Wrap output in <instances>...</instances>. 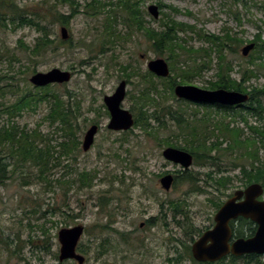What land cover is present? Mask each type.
Instances as JSON below:
<instances>
[{
  "label": "rangeland",
  "instance_id": "1",
  "mask_svg": "<svg viewBox=\"0 0 264 264\" xmlns=\"http://www.w3.org/2000/svg\"><path fill=\"white\" fill-rule=\"evenodd\" d=\"M44 1L20 0V4L34 6ZM47 1L56 3V0ZM74 1L78 3V7H74L76 15L68 26L56 24L52 27V34L57 42L41 58L36 59L35 69L34 63L30 65L27 57L25 58L24 44L20 40L33 46L40 34L30 28L12 31L0 25V128L14 124L26 128L28 132L37 130L45 136V142L41 140L40 147L48 144L49 138L53 139V145L68 140L58 130L57 124H51L47 118L51 111L47 101L41 102L35 110L26 108L21 111L22 115L13 118L4 112L6 107L14 104L25 93L39 94L41 90L30 83V77L36 72H48L54 68L73 73L70 82L52 85L50 90L61 94L64 99L67 98V92H70L80 101L82 115L78 122L82 128L78 134L81 143L93 124L99 126L94 144L88 151H84L81 144L78 151L70 156L54 154V158H59L61 166L48 174L47 180L51 181L50 184L41 179L38 167L27 163L24 167L17 168L0 185V264H25L26 260L15 253L16 245L10 241L19 236L25 241L32 237L43 246L45 235L38 226L43 227L45 224L49 232L51 252L35 249V256L30 257L25 247L22 257L29 258L30 264H78L71 260L61 262L58 258L61 247L59 232L77 224L85 228L79 243L80 249H83L80 254L86 258L84 264H165V257L173 255L174 252L169 251L176 246L172 240L176 225L173 223V207L176 208L175 205L179 204L178 217H185L186 220V216H191L196 230L208 224L215 207L205 193L195 191L196 186H205L203 182H196L195 186L191 182L181 183L179 180L171 191H165L160 184L162 174L181 169L163 157V151L170 147L166 142L187 145L182 138L175 137L174 130H178V127L173 121L163 118L167 120L170 129L160 130L152 137L135 126L128 131L109 130L111 116L104 98L113 95L119 84L128 80L124 67L131 64L143 75L148 72V63L151 60L163 58L169 63L167 55L157 54L139 32L127 42L116 45L106 43L105 26L110 16L118 15L117 31L126 36L128 30L122 21L124 11L117 5H111L93 16L94 12L86 6L91 0ZM101 1L114 4L119 2ZM133 1L140 2L139 7L144 10L146 19L153 28L160 29L161 19L165 18L166 13L171 14L177 22L195 26V31L181 34L187 45L193 48L211 46L209 42L198 37L201 31L218 36H224L229 31L232 36L245 40L243 44L234 45L236 52H228L227 59L234 68L231 74L233 79L241 81L242 71L248 67L255 71L257 77L245 83L247 94L254 100L246 103V107L227 110L229 117H225V112L217 106L204 108L199 104H186L173 96L168 87L170 81L166 80L170 77L153 78L159 90V93L154 91L153 94L158 103L167 108L166 111L171 109L176 113L182 110L190 121L209 116L211 130L221 121H231L232 127L243 130V139L249 138L259 146V137L250 127L262 126L264 121H260L247 107L256 109L259 101L264 106V52L257 51L255 47L248 56H243L242 49L251 44L258 34L264 39V0ZM160 3L177 7L181 12L173 14L168 8H160V16L155 19L148 12V7ZM57 5L64 14L73 12L69 3ZM63 27L68 30L69 37L66 40L62 38ZM61 41L65 44L62 45ZM257 55H262L263 59L255 60ZM212 57L211 69L205 70L200 76L192 77L183 85L210 90L207 88L210 83L218 80V54L213 53ZM210 60L212 59L202 56L198 62ZM249 61H253V65H249ZM28 65L30 67L26 68ZM173 75L171 72V76ZM11 77L14 79H10ZM130 82H127L126 97L121 106L135 117L138 106L134 97L141 94L145 83L141 77H135ZM148 109L150 115L159 111L154 105ZM237 113L246 116L248 122L236 116ZM150 123L154 128L159 127L154 119ZM216 134L220 133L216 131ZM220 141L222 138L218 140L213 136L209 143ZM224 142L220 151L209 154L211 162L205 166L194 164L188 173L196 177L195 172L199 173L202 179L207 174L213 175L214 179L219 176L231 178L230 184L226 180L225 184L228 186L224 192L233 194L246 187V179L240 170L243 167H252L251 158L242 157L241 151H227L230 139ZM58 150L60 149L57 152ZM259 158L264 162V147H261ZM10 161L19 165L17 161ZM83 172L91 175L90 185L83 184ZM226 197L228 198L223 194L215 198L225 200ZM151 217H155V221L149 226L141 227V223ZM35 227L37 228L31 229Z\"/></svg>",
  "mask_w": 264,
  "mask_h": 264
},
{
  "label": "trees",
  "instance_id": "2",
  "mask_svg": "<svg viewBox=\"0 0 264 264\" xmlns=\"http://www.w3.org/2000/svg\"><path fill=\"white\" fill-rule=\"evenodd\" d=\"M69 3L74 9L78 7V3L74 0H56V3L45 0L42 3H38L34 6H24L20 4V0H0V25L6 30L16 31L17 29L30 28L34 29L40 34L36 39L33 46H28L22 40L21 44H24L25 58L31 63H34L38 58H41L48 49L52 47L57 41L53 37L52 27L56 24L61 26H68L70 20L76 15L75 9H72V13L64 14L58 9L57 4ZM117 5L118 8L124 11L125 15L122 17L123 24L126 26L128 32L124 37L123 34L117 31L116 25L118 24V15L109 17L105 26V35L107 42L111 45L117 43L127 42L128 39L134 37L136 32L143 35L148 43H150L152 49L160 56L167 55L169 66L173 76L170 79H166L168 87L171 90V94H174V87L177 84H185L190 81L192 77L200 76L205 70L211 69L213 57L212 54H218V80L210 83L207 87L210 90L227 89L232 91H239L242 93H248L245 87L246 81H250L251 78L257 77L255 71L249 67L242 71L241 81L233 79L231 74L234 71L232 62L227 59V53H235L236 49L234 45H240L245 43L242 38L234 37L229 31H226L224 36H218L206 32L198 33V37L211 44L209 48H193L188 46L187 41L181 36L182 33L188 31H195V26L189 25L183 22H177L171 14L165 15L164 19H161L160 29L153 28L151 22L146 19L144 10L140 9V2L133 0H119L117 4L111 2H102L101 0H91L86 5L94 13L93 16L102 11L108 6ZM160 8L170 9L171 13L178 14L181 12L177 7L166 4H159ZM236 15V14H235ZM237 17V16H236ZM251 43H255L257 51L264 52V39L262 35L258 34ZM61 44L65 42L61 41ZM205 56L210 60L209 62L199 63L198 59ZM253 56V55H252ZM255 60H262V55H257ZM19 61L22 59L19 58ZM253 61H249V65H253ZM28 65L26 68L30 67ZM124 71L127 72L126 79L128 83L135 77L143 78L145 86L139 96L134 97L138 112L135 115V127L141 128L147 135L155 136L156 132L160 130H169L170 126L165 121V117L170 119L178 127V130H174L175 137L182 138L186 142V146H179L166 142L167 146H175L176 148L189 151L196 156V162L198 164L205 165L210 161L209 154L214 151H220V146L223 145L226 139H230V145L227 151L232 153L241 151L242 157L251 158V168L243 167L242 175L246 179V184L253 182L260 183L264 186V162L259 158V152L261 147H264V124L262 126H251L250 128L259 137V146L257 143L249 138L243 139V130L237 127H232V122L221 121L218 124H214L213 130L210 129L211 119L206 116L202 120H188L184 111L180 110L176 113L171 109L166 111V107L162 106L156 98L153 92H158V87L153 78L156 76L150 71L143 75L134 69L131 64L124 67ZM36 70H34V73ZM159 78V77H158ZM10 79H14L11 77ZM163 79V78H159ZM178 79H181L178 81ZM131 83V82H130ZM51 86L45 88H37L40 91L35 95L32 92L25 93L20 96L14 104L6 107L4 112L10 115L11 118L22 115L21 111L24 109L35 110L37 106L42 102L50 103V114L47 116L51 124L56 125L59 131L63 132L64 138L67 141H60L57 145H53L52 138L47 139L48 144L44 147H40V141H44V135L39 131L28 132L26 128H20L14 124L10 126H3L0 128V185L5 183V180L10 177V174H14L15 170L19 167H24L27 163L38 167L40 169V176L42 180L47 181L48 174L54 169L61 166L59 158H54V154L58 153L60 156H70L74 154L80 147L81 141L79 139L78 131L81 130L79 117L82 115V109L80 107V101L77 97L67 92V98L64 99L61 94L51 92ZM184 103L189 102L182 100ZM155 106V113L149 114V107ZM204 108L211 106L202 105ZM221 110L225 112V117H229L227 110L230 108L221 107ZM182 111V112H181ZM251 113L258 117L259 120L264 121V106L261 102H258V108H252ZM163 114V116H161ZM196 114V113H195ZM244 122H248L246 116L243 114H236ZM234 116L233 121H235ZM164 118V119H163ZM154 119L158 122L159 127L154 128L150 120ZM231 122V123H230ZM57 130V131H58ZM216 131L220 134H216ZM159 133V132H158ZM221 139L219 143L210 144L212 137ZM58 150L57 152V149ZM10 160L17 161L19 165L12 163ZM69 167V166H68ZM11 168V171L9 170ZM15 168V169H14ZM69 173V169L67 171ZM181 183H196L197 177L193 174L185 173L181 176ZM91 175L83 172L81 174V180L84 185H90ZM230 183L231 178L226 179ZM177 209L180 205H175ZM175 208V209H176ZM32 228L33 230L36 229ZM41 231H44L40 228ZM37 247V246H36ZM35 247V248H36ZM44 248V246H43ZM83 252V249L81 250Z\"/></svg>",
  "mask_w": 264,
  "mask_h": 264
},
{
  "label": "water",
  "instance_id": "3",
  "mask_svg": "<svg viewBox=\"0 0 264 264\" xmlns=\"http://www.w3.org/2000/svg\"><path fill=\"white\" fill-rule=\"evenodd\" d=\"M148 12L158 19L160 9L158 5H150ZM62 38L68 39V30L61 29ZM255 48V44L246 45L242 49V54L248 56ZM150 72L158 77L167 78L171 75L168 62L163 58L151 60L148 63ZM73 78L72 72L54 68L48 72H36L30 77V83L35 87H46L52 84H65ZM127 82L122 81L117 87L115 93L111 96H105L104 102L110 112V123L108 129L113 131H128L135 125L133 114L122 108L121 104L126 97ZM175 95L182 100L195 104L219 105L233 107L242 105L249 100V95L226 89L205 90L192 85H176ZM99 126L93 124L85 133L83 140V149L88 151L94 144L95 137L98 134ZM163 157L184 169H190L193 165V156L185 150L168 147L163 151ZM173 177L164 176L161 180L163 189L169 191ZM241 193V192H240ZM246 199L241 203H235L238 198L227 201L215 216L216 226L213 230L205 233L193 245V253L198 261H218L225 255L232 253L235 256H241L248 253L264 254V201H259V197L264 193V187L259 184H251L245 191ZM238 194V193H237ZM237 197V196H236ZM240 198V197H239ZM239 216L250 218L258 224V230L253 238L240 239L232 247L229 245L231 238V229L229 222ZM84 226L77 225L62 229L59 232V241L61 244L60 260L73 259L78 264H84L86 258L77 253V246L84 234ZM210 243V244H208Z\"/></svg>",
  "mask_w": 264,
  "mask_h": 264
},
{
  "label": "flooded vegetation",
  "instance_id": "4",
  "mask_svg": "<svg viewBox=\"0 0 264 264\" xmlns=\"http://www.w3.org/2000/svg\"><path fill=\"white\" fill-rule=\"evenodd\" d=\"M253 100H254V98L250 95V101H253ZM239 107H246V106L245 105H236V106L228 107V108H230V110H234V109H237ZM247 108H248V110L252 109V107H247ZM192 156H193V165L197 164V165L201 166L202 164H198L196 162V156L194 154H192ZM166 161H168V160H166ZM168 162H170V161H168ZM170 163H173V162H170ZM173 164H175V163H173ZM176 165H178V164H176ZM193 165H192V167H193ZM178 166L181 167L180 165H178ZM202 166H205V165H202ZM190 169H184L183 167H181V169L165 172L164 174H162V176L160 178L161 186H162V183H161L162 178L164 176L171 175L174 179L173 183L169 189V191H171L173 188L176 187L178 181L182 179L180 174H182V176H183L185 173H188V171ZM195 174L197 175V182H199V183L203 182L205 184V186L197 187L195 185V183H192L193 185L196 186L195 191L205 193V195L209 198L211 205L215 207L214 215L209 218V220H208L209 222L207 225L204 226V228H198L196 230L195 225H194V221L191 220V216H190V218L188 216H186V220H185V217L179 218L178 215L180 214V210L179 209L177 210L173 207V212H174V216H173L174 222L173 223H175L176 225L174 227L175 232L173 233L172 240H174V242L176 243V246L173 247V250L169 251V253L174 252V254L173 255L170 254L167 257H165V259H166L165 264H264V254H257V253H248V254L241 255V256H235L232 253H229V254L225 255L224 257H222L218 261H206V262L198 261L195 258L194 253H193V245L205 233H207V232H209L215 228V226H216L215 216L219 212V210L227 203V201L232 200L234 198H238L235 201V203L243 202L246 199V195L243 194L242 191H245L248 188V186H250L251 184L256 183V182H253L251 184L250 183L246 184L245 188L237 190L233 194H225L224 191L227 190V186H228L225 184L226 179H227L225 176H219V178H218L219 180H218V179H214L213 175L207 174V175H205L206 178L202 179L198 175L199 173L195 172ZM223 194L227 195L228 198L226 197L227 199H225V200H223L222 198H215V197H219ZM263 196H264V193L259 198V201L264 200ZM184 214H185V212H183V216H184ZM43 217H44V220L47 222V220L45 219V216H43ZM154 218L155 217L146 218L145 221L141 223V227L149 226L151 223H153L155 221ZM73 227H75V226H73ZM229 227L231 229V238L229 241L230 247H232V245L240 239L253 238L255 236L257 230H258V224L255 221H253L250 218H245L242 216H239L235 219H231L229 222ZM38 228L39 229L42 228L44 230V231H41L43 233V235H45L44 240H42L44 242V245H43L44 248H43V246H41V244H39L37 241H35L34 238H32V237H29L25 241V240L21 239V237L19 236V237H16L15 239H12L10 241L12 244L16 245V252L15 253L17 255H20L23 260H26L25 264H30L28 261L29 258H27V257L25 258L24 256L22 257V254H23L25 247L27 248V253L29 254L30 257L32 255L35 256V254H36L35 249L36 250H43V252H47V253H48V251L51 252L50 251L51 248L49 246L50 244L48 243L49 242V232H48V229L46 228V224L43 227L38 226ZM58 239H59V234H58ZM42 241H40V242H42ZM59 243H60V241H59ZM208 244H210V243H208ZM60 250H61V247H60ZM81 252L82 251H81L79 244H78L77 253H81ZM58 258L60 260V254H59ZM68 260H71L72 262L76 261L73 259H68Z\"/></svg>",
  "mask_w": 264,
  "mask_h": 264
}]
</instances>
